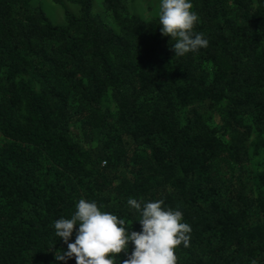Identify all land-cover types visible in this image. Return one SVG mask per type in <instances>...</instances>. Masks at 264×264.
<instances>
[{
	"label": "trees",
	"instance_id": "1",
	"mask_svg": "<svg viewBox=\"0 0 264 264\" xmlns=\"http://www.w3.org/2000/svg\"><path fill=\"white\" fill-rule=\"evenodd\" d=\"M52 1L0 0V264H56L81 198L180 210L177 264H264V0H192L184 56L139 0Z\"/></svg>",
	"mask_w": 264,
	"mask_h": 264
},
{
	"label": "clouds",
	"instance_id": "2",
	"mask_svg": "<svg viewBox=\"0 0 264 264\" xmlns=\"http://www.w3.org/2000/svg\"><path fill=\"white\" fill-rule=\"evenodd\" d=\"M158 18L162 34L175 41V56L208 46L204 34L194 31L199 14L192 0H159ZM127 204L137 214L140 231L129 228L124 218L101 210L95 201L81 198L70 218L54 222L55 234L67 245L56 252V264H68L73 258L76 264H117V260L119 264H177L175 250L181 244L187 248L190 241L191 227L183 213L165 207L163 200L129 198ZM122 252L127 258L121 262Z\"/></svg>",
	"mask_w": 264,
	"mask_h": 264
},
{
	"label": "rangeland",
	"instance_id": "3",
	"mask_svg": "<svg viewBox=\"0 0 264 264\" xmlns=\"http://www.w3.org/2000/svg\"><path fill=\"white\" fill-rule=\"evenodd\" d=\"M67 0H65L66 2ZM99 1L94 0L93 10L95 14L103 15L102 5H99ZM159 3V0H139L135 7H138V13L144 18H151L153 15H158V9L155 8V4ZM34 5L42 8L47 16L57 24H61L64 21V10L55 4L52 0H34ZM72 8V7H71Z\"/></svg>",
	"mask_w": 264,
	"mask_h": 264
}]
</instances>
